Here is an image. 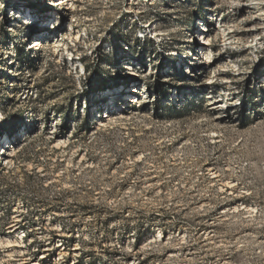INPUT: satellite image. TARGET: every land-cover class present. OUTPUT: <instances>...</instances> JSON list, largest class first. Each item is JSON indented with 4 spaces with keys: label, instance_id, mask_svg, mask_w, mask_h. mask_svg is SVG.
<instances>
[{
    "label": "rangeland",
    "instance_id": "1",
    "mask_svg": "<svg viewBox=\"0 0 264 264\" xmlns=\"http://www.w3.org/2000/svg\"><path fill=\"white\" fill-rule=\"evenodd\" d=\"M56 1L0 0V264H264V0Z\"/></svg>",
    "mask_w": 264,
    "mask_h": 264
},
{
    "label": "bare ground",
    "instance_id": "2",
    "mask_svg": "<svg viewBox=\"0 0 264 264\" xmlns=\"http://www.w3.org/2000/svg\"><path fill=\"white\" fill-rule=\"evenodd\" d=\"M67 2H68V0H57L56 1V3L58 5H68ZM201 35H202V37H201V48L202 49H206V50L207 49L210 50V46H209V38L210 37H209V35L205 34V33H202ZM32 43L29 45L30 48H38L42 44L40 39L34 40ZM80 71H83V70L80 69ZM17 74L20 75V74H22V72L18 71ZM61 142L62 141L59 140L58 141V145ZM13 147L15 148V146H13ZM13 147L12 148H7V146L2 147V149L0 151V162H2L4 164H12L13 163V159H14L13 158L14 157V154H13L14 148ZM214 174H215V177L218 176L216 170H215ZM227 184L231 185V182H227ZM16 221L19 222L20 219H17ZM18 227H19V225H17V224L14 225L13 224V227L11 226L10 229H13V228L14 229H18ZM21 239L23 240V235H21V236L17 235V236L9 238L7 240H0V244L5 245L9 249L12 248L13 250L20 251L21 254L25 256L26 252H25V249L23 248V245L21 243ZM35 264H39V263H35Z\"/></svg>",
    "mask_w": 264,
    "mask_h": 264
},
{
    "label": "built area",
    "instance_id": "3",
    "mask_svg": "<svg viewBox=\"0 0 264 264\" xmlns=\"http://www.w3.org/2000/svg\"><path fill=\"white\" fill-rule=\"evenodd\" d=\"M60 6H62V5H60ZM30 50H33V49H30ZM82 74H83V73H82ZM21 223H23L22 219H20L19 222H17V221L15 222V224L19 225L18 229L21 227V226H20ZM21 230L24 231V227H22ZM21 233H23V232H21ZM24 233H25V231H24ZM25 234H26V233H25ZM25 236H26V235H25ZM26 237H28V236H26ZM23 238H24V237H23Z\"/></svg>",
    "mask_w": 264,
    "mask_h": 264
},
{
    "label": "trees",
    "instance_id": "4",
    "mask_svg": "<svg viewBox=\"0 0 264 264\" xmlns=\"http://www.w3.org/2000/svg\"><path fill=\"white\" fill-rule=\"evenodd\" d=\"M21 56V55H20ZM20 56L18 55L17 57H16V59L18 58H20ZM83 62V61H82ZM85 65V64H84ZM105 86H107V84H105L103 87H105ZM3 135V132L1 131V129H0V137ZM27 228L28 227H24V230H27Z\"/></svg>",
    "mask_w": 264,
    "mask_h": 264
}]
</instances>
